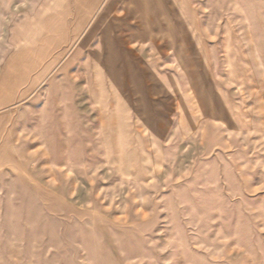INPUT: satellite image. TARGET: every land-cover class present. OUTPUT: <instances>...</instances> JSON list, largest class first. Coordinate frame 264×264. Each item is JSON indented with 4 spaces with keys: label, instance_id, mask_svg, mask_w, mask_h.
Wrapping results in <instances>:
<instances>
[{
    "label": "rangeland",
    "instance_id": "rangeland-1",
    "mask_svg": "<svg viewBox=\"0 0 264 264\" xmlns=\"http://www.w3.org/2000/svg\"><path fill=\"white\" fill-rule=\"evenodd\" d=\"M0 264H264V0H0Z\"/></svg>",
    "mask_w": 264,
    "mask_h": 264
}]
</instances>
